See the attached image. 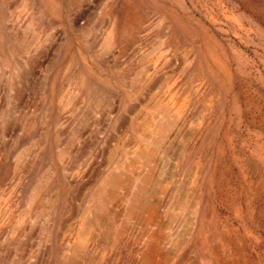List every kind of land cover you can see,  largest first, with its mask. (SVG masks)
<instances>
[{"label": "rangeland", "instance_id": "374dc122", "mask_svg": "<svg viewBox=\"0 0 264 264\" xmlns=\"http://www.w3.org/2000/svg\"><path fill=\"white\" fill-rule=\"evenodd\" d=\"M0 264H264V0H0Z\"/></svg>", "mask_w": 264, "mask_h": 264}, {"label": "bare ground", "instance_id": "6f19581e", "mask_svg": "<svg viewBox=\"0 0 264 264\" xmlns=\"http://www.w3.org/2000/svg\"><path fill=\"white\" fill-rule=\"evenodd\" d=\"M151 125V124H150ZM138 127V126H137ZM159 127V126H158ZM136 129V128H135ZM159 130V129H158ZM137 131V130H136ZM162 131V130H161ZM154 145V144H153ZM159 146V145H158ZM139 147V146H138ZM162 149V148H161ZM154 151V150H153ZM159 151V150H158ZM153 153V152H152ZM159 154V153H158ZM139 161L137 163L138 169L140 170L139 173V179L140 182L137 185L138 187L136 188L135 193L133 195V198L131 200V203L127 212L129 216L134 217L136 215H143L144 213H146L145 218L146 220L151 223L152 219L154 216H157V212H158V205H155V201L153 202L151 200L152 197H156V195H158L159 191L156 186L158 185L157 183H153V179H154V172L156 167L154 166H150V162L152 161V158L154 157L153 154H151L150 152L145 153V151L140 152L139 153ZM159 158V156H158ZM135 159V158H134ZM157 159V158H156ZM132 160V159H131ZM136 160V159H135ZM135 160L133 162H135ZM157 162V161H156ZM130 163V162H129ZM135 164V163H132ZM155 165V164H154ZM127 167V166H126ZM125 167V168H126ZM132 167V166H131ZM127 169V168H126ZM136 169V168H135ZM122 170V169H121ZM134 173V171L132 172V174ZM111 174V173H110ZM109 174V178L106 179L107 180V185L109 187V191L108 193V197L111 195L112 192H114V190L119 189L120 187H122V183H124V181L121 180V177L118 176H110ZM134 176V175H133ZM132 178V177H131ZM124 180V179H123ZM133 180V179H132ZM137 180V181H138ZM162 182V181H161ZM129 183V182H128ZM137 183V182H136ZM135 187V186H134ZM160 187V185H159ZM127 188H125L126 191ZM129 191V190H128ZM132 192V191H131ZM125 194V193H124ZM113 195V194H112ZM95 196V195H94ZM131 197V195H130ZM112 214V213H111ZM96 216V215H95ZM127 216V215H126ZM130 217V218H131ZM94 218V217H93ZM97 219V218H96ZM101 219V218H100ZM83 220V219H82ZM89 220V219H88ZM137 220H139L137 218ZM90 221V220H89ZM93 221V220H92ZM95 221V220H94ZM153 221H156V219L154 218ZM158 221V220H157ZM87 223V222H86ZM154 223V222H153ZM85 225V223H84ZM87 225H91V223L89 222V224ZM123 225V224H122ZM88 227V226H87ZM86 227V228H87ZM89 229V228H88ZM89 231V230H88ZM120 236V235H119ZM78 243V242H77ZM149 249V248H147ZM143 257V256H142ZM146 260V259H145ZM142 262V261H141Z\"/></svg>", "mask_w": 264, "mask_h": 264}]
</instances>
